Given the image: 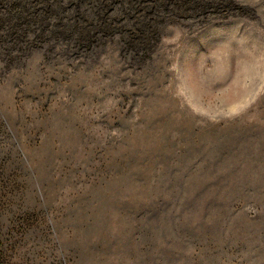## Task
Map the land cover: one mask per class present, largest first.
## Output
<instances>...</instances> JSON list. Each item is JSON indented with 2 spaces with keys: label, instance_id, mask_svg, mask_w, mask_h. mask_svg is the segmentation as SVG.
I'll use <instances>...</instances> for the list:
<instances>
[{
  "label": "rangeland",
  "instance_id": "1",
  "mask_svg": "<svg viewBox=\"0 0 264 264\" xmlns=\"http://www.w3.org/2000/svg\"><path fill=\"white\" fill-rule=\"evenodd\" d=\"M138 29L135 60L0 41V264H264V0Z\"/></svg>",
  "mask_w": 264,
  "mask_h": 264
},
{
  "label": "trees",
  "instance_id": "2",
  "mask_svg": "<svg viewBox=\"0 0 264 264\" xmlns=\"http://www.w3.org/2000/svg\"><path fill=\"white\" fill-rule=\"evenodd\" d=\"M174 1L177 0H0V41L9 43L10 37L23 29L29 50L39 36L40 41L54 44L45 48V54L60 57L101 53L109 44L124 48L130 41L135 60L141 57V51H148L138 40L140 21L153 23L160 16L169 18ZM157 8L161 12H156ZM30 21L35 22L30 26Z\"/></svg>",
  "mask_w": 264,
  "mask_h": 264
}]
</instances>
